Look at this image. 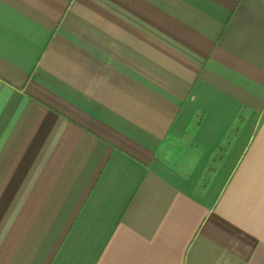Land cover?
Listing matches in <instances>:
<instances>
[{
  "label": "crops",
  "instance_id": "0c3cea01",
  "mask_svg": "<svg viewBox=\"0 0 264 264\" xmlns=\"http://www.w3.org/2000/svg\"><path fill=\"white\" fill-rule=\"evenodd\" d=\"M0 264H264V0H0Z\"/></svg>",
  "mask_w": 264,
  "mask_h": 264
},
{
  "label": "rangeland",
  "instance_id": "374dc122",
  "mask_svg": "<svg viewBox=\"0 0 264 264\" xmlns=\"http://www.w3.org/2000/svg\"><path fill=\"white\" fill-rule=\"evenodd\" d=\"M182 151V150H181ZM180 149L177 148L175 142L170 143L169 147L166 149V156L170 158V160H174L176 164H182L184 157L181 153Z\"/></svg>",
  "mask_w": 264,
  "mask_h": 264
}]
</instances>
